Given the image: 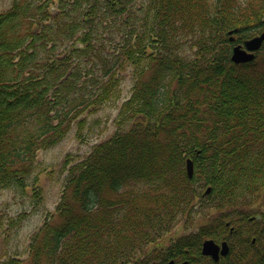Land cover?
<instances>
[{
    "label": "trees",
    "instance_id": "obj_1",
    "mask_svg": "<svg viewBox=\"0 0 264 264\" xmlns=\"http://www.w3.org/2000/svg\"><path fill=\"white\" fill-rule=\"evenodd\" d=\"M1 1L0 195L21 199L0 214L1 238L43 201L37 153L72 125L86 142L101 128L88 117L117 112L109 137L64 158L56 219L26 258L1 240L0 264H264V45L250 63L230 61L264 27V0ZM225 217L235 234L214 263L200 245L225 235ZM179 224L196 231L170 243Z\"/></svg>",
    "mask_w": 264,
    "mask_h": 264
},
{
    "label": "rangeland",
    "instance_id": "obj_2",
    "mask_svg": "<svg viewBox=\"0 0 264 264\" xmlns=\"http://www.w3.org/2000/svg\"><path fill=\"white\" fill-rule=\"evenodd\" d=\"M3 1L0 0V4ZM132 81L129 78H125L122 83L121 93L123 97L129 94ZM118 107V106H117ZM116 109H112L111 105L96 112V115L88 117L89 121L98 117L101 120V128L96 131L86 142L79 143L72 133V129L68 132L69 134L53 147L42 150L37 155L38 168H47L45 174H41L39 177L40 190L43 194V201L38 204V207H31L27 210L31 212L26 219H24L18 228L16 233H12L9 238H1L2 231L7 228L8 216L14 215L17 211H21L19 203L20 197L14 195L7 190H4L0 195V214L4 215L3 223L0 225V241L3 240L4 248L8 249L14 254H19L20 257L26 258L27 256V244L30 241V237L37 231L42 225L45 217L50 215L51 218L55 217L54 209L59 199L61 190L63 188V180L65 176V165L63 160L66 156H69L71 160H78L79 158L86 155L90 150V146L95 142H99L113 133V126L111 121L116 115ZM108 117V118H107ZM101 130V131H100ZM51 173H50V172ZM184 227V232H185ZM183 234L182 224L177 225L172 231H170L165 237L168 239L175 240ZM167 239V238H166Z\"/></svg>",
    "mask_w": 264,
    "mask_h": 264
},
{
    "label": "water",
    "instance_id": "obj_3",
    "mask_svg": "<svg viewBox=\"0 0 264 264\" xmlns=\"http://www.w3.org/2000/svg\"><path fill=\"white\" fill-rule=\"evenodd\" d=\"M263 40H264V31L259 36L254 37L248 41H245L243 44L247 50L252 51V50H256L260 46ZM232 52L233 54H232L231 59L234 62H244L252 58L251 54H247L245 53V51L240 50L238 46L234 47ZM191 172H192L191 163L188 162L187 163L188 176L191 175ZM221 246H222V249L220 250V254L224 256L227 253V247L225 244H222ZM218 249H219L218 246L215 245L214 242L211 240L204 241L202 244V254L209 255L214 260H216L218 257Z\"/></svg>",
    "mask_w": 264,
    "mask_h": 264
}]
</instances>
